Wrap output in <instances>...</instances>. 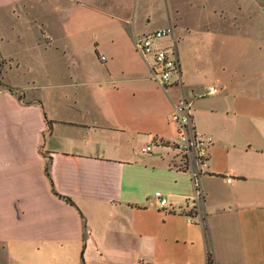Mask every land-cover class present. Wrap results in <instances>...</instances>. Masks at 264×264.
<instances>
[{
	"label": "crops",
	"instance_id": "0c3cea01",
	"mask_svg": "<svg viewBox=\"0 0 264 264\" xmlns=\"http://www.w3.org/2000/svg\"><path fill=\"white\" fill-rule=\"evenodd\" d=\"M155 1L0 0V264H206L207 253L214 264H264V113L243 104L258 92L233 89L224 63L208 84L194 81L169 20L148 32L172 28L180 85L158 89L120 39L126 29L131 48L148 33L130 19ZM85 13L114 19V40L95 45L89 66L55 76ZM209 86L220 94L207 96ZM182 96L195 130L213 139L195 210L190 176L173 169L167 146Z\"/></svg>",
	"mask_w": 264,
	"mask_h": 264
},
{
	"label": "rangeland",
	"instance_id": "374dc122",
	"mask_svg": "<svg viewBox=\"0 0 264 264\" xmlns=\"http://www.w3.org/2000/svg\"><path fill=\"white\" fill-rule=\"evenodd\" d=\"M160 4V0L149 3L153 7L158 6L156 11L149 10L145 15H135L130 19L134 28L141 23L145 26L138 33L148 32L169 20L176 28L175 40L183 41L193 58L191 70H199V75H192L194 81L208 84L210 70L217 63H224L227 69L221 77L228 80L233 89L245 93L258 92L257 97L244 99V106L264 113V0H166L169 17L160 9ZM115 23L114 19L102 14L85 13L81 23L67 32V37L78 45L74 53L67 54V61L53 60L54 75L76 73L77 61L89 66L88 61L96 59L95 45L102 47L114 40ZM123 32L120 39L126 42L127 54L135 63L139 64L138 59L144 63L135 52L131 39L130 48L126 38L128 31L124 29ZM168 44V40L161 43ZM179 59L182 65L180 55Z\"/></svg>",
	"mask_w": 264,
	"mask_h": 264
},
{
	"label": "built area",
	"instance_id": "2783aa9c",
	"mask_svg": "<svg viewBox=\"0 0 264 264\" xmlns=\"http://www.w3.org/2000/svg\"><path fill=\"white\" fill-rule=\"evenodd\" d=\"M168 40V45H161L162 41ZM135 52L146 63L150 80L164 94L175 85H180V67L177 60L176 49L172 41V28L167 26L154 31L133 36ZM104 61V57H99ZM221 90L216 86L206 88L207 96L220 94ZM169 122L174 126V137L168 148L173 154V169L185 172L190 176L194 187L191 198V207L195 210L202 199L199 191V179L206 173L208 152L213 145V139L209 135L200 134L195 130L192 122L191 103L187 97H181L173 102L169 115ZM142 153L150 151L146 146L140 150ZM230 180L227 179L226 182ZM152 198L157 203V209L163 213H169L168 203L160 192H154ZM187 221L191 222L187 216ZM137 264H141L140 262Z\"/></svg>",
	"mask_w": 264,
	"mask_h": 264
},
{
	"label": "trees",
	"instance_id": "16d2710c",
	"mask_svg": "<svg viewBox=\"0 0 264 264\" xmlns=\"http://www.w3.org/2000/svg\"><path fill=\"white\" fill-rule=\"evenodd\" d=\"M10 92H12V90L11 89H8ZM48 125H49V123H48ZM44 174H45V176L49 179V163H46V165H45V167H44ZM58 196V195H57ZM60 199H62V200H64L65 202H67V203H69L70 205H73L72 204V202L69 200V199H67V198H65V197H62V196H58ZM206 264H214V262H213V260H212V258H211V256H210V254L209 253H207V255H206Z\"/></svg>",
	"mask_w": 264,
	"mask_h": 264
}]
</instances>
